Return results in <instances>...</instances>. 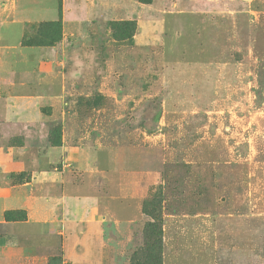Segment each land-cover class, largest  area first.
Returning a JSON list of instances; mask_svg holds the SVG:
<instances>
[{"label": "rangeland", "instance_id": "rangeland-1", "mask_svg": "<svg viewBox=\"0 0 264 264\" xmlns=\"http://www.w3.org/2000/svg\"><path fill=\"white\" fill-rule=\"evenodd\" d=\"M69 2L27 43L50 54L28 142L72 158L12 178L113 264H264V0Z\"/></svg>", "mask_w": 264, "mask_h": 264}, {"label": "crops", "instance_id": "crops-1", "mask_svg": "<svg viewBox=\"0 0 264 264\" xmlns=\"http://www.w3.org/2000/svg\"><path fill=\"white\" fill-rule=\"evenodd\" d=\"M66 5L69 0H0V264H49L58 245L62 264H113L99 241L94 248L82 238L77 220L68 236H58L54 199L36 194L32 181L16 183L11 176L50 169L60 154L72 158L66 146L38 156L28 142L49 132L42 110L46 80H38L36 65L46 64L50 54L27 43L39 36L42 24L68 19ZM74 212L90 227L96 223L92 212Z\"/></svg>", "mask_w": 264, "mask_h": 264}, {"label": "trees", "instance_id": "trees-1", "mask_svg": "<svg viewBox=\"0 0 264 264\" xmlns=\"http://www.w3.org/2000/svg\"><path fill=\"white\" fill-rule=\"evenodd\" d=\"M60 23H57V25H59ZM21 219H23V218H21ZM152 232H158L159 231V229H156V225H153V228H152V230H151ZM146 264H149V261L148 260H146Z\"/></svg>", "mask_w": 264, "mask_h": 264}]
</instances>
